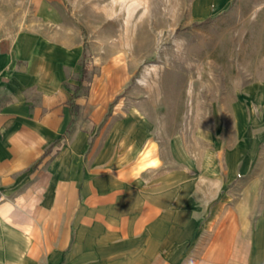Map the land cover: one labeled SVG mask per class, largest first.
I'll return each instance as SVG.
<instances>
[{
    "label": "crops",
    "instance_id": "0c3cea01",
    "mask_svg": "<svg viewBox=\"0 0 264 264\" xmlns=\"http://www.w3.org/2000/svg\"><path fill=\"white\" fill-rule=\"evenodd\" d=\"M57 57L30 37L0 54V264H264V148L254 154L260 187L200 203L181 168L142 171L153 158L134 121L95 136L87 130L108 108L80 128L79 93L71 120L66 78L76 59ZM253 92L264 115V78ZM255 130L254 144H264V126Z\"/></svg>",
    "mask_w": 264,
    "mask_h": 264
},
{
    "label": "rangeland",
    "instance_id": "374dc122",
    "mask_svg": "<svg viewBox=\"0 0 264 264\" xmlns=\"http://www.w3.org/2000/svg\"><path fill=\"white\" fill-rule=\"evenodd\" d=\"M22 37L76 59L66 92L85 66L77 126L101 105L103 120L87 130L95 136L109 134L112 121H134L149 137L142 154L192 175L198 202L229 190L236 200L240 186L262 185L254 154L264 144L254 143L264 115L253 90L264 78V0H0V54Z\"/></svg>",
    "mask_w": 264,
    "mask_h": 264
},
{
    "label": "trees",
    "instance_id": "16d2710c",
    "mask_svg": "<svg viewBox=\"0 0 264 264\" xmlns=\"http://www.w3.org/2000/svg\"><path fill=\"white\" fill-rule=\"evenodd\" d=\"M210 21V18H206L205 20H203L202 22L198 23L197 25H202L204 23H207ZM85 56V49H84V44H83V51H82V57ZM86 74H87V70L85 68V66L82 64L81 66V70H80V75L78 77V84L74 87L73 89V94L71 96V99L68 103V107H69V111H70V115H71V120H73V115L74 113L76 112V109H77V104L75 103V100L76 98L78 97V93L81 91L82 87H83V83L85 81V77H86ZM58 141L54 142L53 145L57 144ZM50 146V148L47 150V152H49V150L53 147Z\"/></svg>",
    "mask_w": 264,
    "mask_h": 264
},
{
    "label": "clouds",
    "instance_id": "9594fccd",
    "mask_svg": "<svg viewBox=\"0 0 264 264\" xmlns=\"http://www.w3.org/2000/svg\"><path fill=\"white\" fill-rule=\"evenodd\" d=\"M160 164L158 159H153L150 163L146 164L142 171H146L148 168H156Z\"/></svg>",
    "mask_w": 264,
    "mask_h": 264
}]
</instances>
